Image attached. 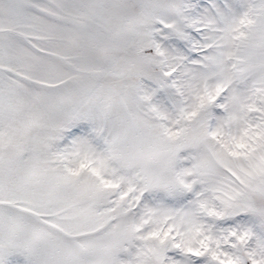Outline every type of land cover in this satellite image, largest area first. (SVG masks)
I'll list each match as a JSON object with an SVG mask.
<instances>
[{
  "label": "snow or ice",
  "instance_id": "snow-or-ice-1",
  "mask_svg": "<svg viewBox=\"0 0 264 264\" xmlns=\"http://www.w3.org/2000/svg\"><path fill=\"white\" fill-rule=\"evenodd\" d=\"M0 264H264V0H0Z\"/></svg>",
  "mask_w": 264,
  "mask_h": 264
}]
</instances>
